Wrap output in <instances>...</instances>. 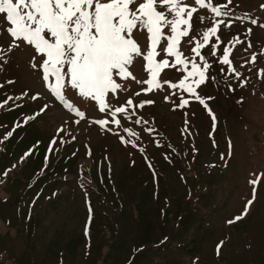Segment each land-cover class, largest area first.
<instances>
[{"label":"rangeland","instance_id":"1","mask_svg":"<svg viewBox=\"0 0 264 264\" xmlns=\"http://www.w3.org/2000/svg\"><path fill=\"white\" fill-rule=\"evenodd\" d=\"M186 3L196 6L195 0ZM261 5L264 0H232L229 15L217 18L225 21L217 33L222 43L214 57L211 45L202 50L210 67L206 83L196 90L207 108L167 85L136 95L149 87L136 82L149 79L146 62L136 57L129 68L136 79L118 80L122 89L109 92L106 101L111 109L128 99L134 105L154 103L113 117L65 84L63 94L85 113L81 118L31 67L33 57L37 63L43 57L17 42L0 64V101L17 98L0 108V264H264ZM211 15L198 9L191 36L212 26ZM8 26L0 14L5 50L11 42L3 30ZM133 36L146 50V32ZM190 38L180 44L186 57L195 56ZM225 47L232 49L231 65L221 63ZM184 74L165 69L158 79L177 83ZM178 97L190 104L177 107ZM100 119L121 123L101 127L94 122ZM249 200L247 214L228 223Z\"/></svg>","mask_w":264,"mask_h":264},{"label":"snow or ice","instance_id":"2","mask_svg":"<svg viewBox=\"0 0 264 264\" xmlns=\"http://www.w3.org/2000/svg\"><path fill=\"white\" fill-rule=\"evenodd\" d=\"M231 2L232 0H225L223 4H215L214 0H195L196 6H190L186 0H0V14L4 15L5 22L9 25L3 30L11 37L6 50L0 47V64L5 62L7 52L19 47L17 42L23 41L34 48L37 56L43 57L39 63L33 57L31 67L42 72L46 88L65 108L81 118L85 117V113L63 94L67 84L68 87L78 90L81 97L98 102L101 113L111 110V115L115 117L120 113H128L129 107L143 108L146 104L154 103L141 101L134 105L133 101L128 99L124 106L111 109L106 101L109 92L116 93L122 89L123 85L118 80L136 79L129 68L134 58L142 57L146 62L145 71L149 74V79L136 82L149 87L141 88L136 95L153 91L152 86L162 89L167 85L172 90L179 89L193 96L207 108L205 101L196 91L206 83V73L210 67L202 50L211 45L210 55H217L222 43L217 33L220 25L225 23L223 19L217 18L229 15L227 9ZM199 8H205L212 14V26L197 36H191L192 18ZM261 8L264 9V5H261ZM200 19L203 21L204 17ZM252 23L256 24L257 20L253 19ZM165 29L168 31L165 32ZM135 31L146 32V50L142 51L134 38ZM186 37H191L188 43L192 45L190 51L195 54L194 57H186L180 51V44ZM213 37L216 43H212ZM164 41L167 43L158 51ZM239 42V39L235 41ZM231 51L228 47L223 49L221 63L231 65ZM161 53L164 58L157 59ZM197 58L202 64L197 62ZM251 62L255 63V56L251 58ZM165 69H175L185 74L177 83L161 82L158 76ZM236 75L239 76V73ZM260 75L264 78V70H260ZM2 87L3 84H0V88ZM171 95H175V92ZM14 99L17 98L9 96L0 101V108ZM178 99L181 101L177 105L179 108L190 104L187 98ZM165 100H169V97L166 96ZM46 107L41 111L46 110ZM212 119L215 120V116ZM94 122L101 127H106L109 123L119 126L121 123L119 119H100ZM135 123L139 124L141 120L137 119ZM107 130L111 131L110 128ZM124 131L130 136L138 135L130 128H124ZM11 135V132L7 133V136ZM121 141L135 146L134 141H126L124 137H121ZM221 158L224 159L223 156ZM8 171L10 170H6L3 175L7 176ZM250 184L256 185L257 180L250 181ZM255 194L254 188L253 200ZM253 200L248 201L241 216L228 223L246 215Z\"/></svg>","mask_w":264,"mask_h":264}]
</instances>
